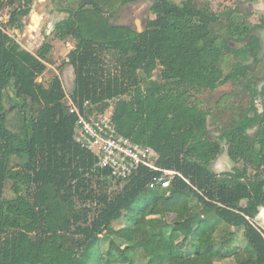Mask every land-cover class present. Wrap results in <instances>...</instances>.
Listing matches in <instances>:
<instances>
[{"label": "trees", "instance_id": "trees-1", "mask_svg": "<svg viewBox=\"0 0 264 264\" xmlns=\"http://www.w3.org/2000/svg\"><path fill=\"white\" fill-rule=\"evenodd\" d=\"M93 1L60 11L68 16L54 30L57 39L76 41L67 56L74 103L86 114L87 103L113 102L117 134L151 148L159 168L182 177L168 189L150 188L159 172L143 167L119 179L101 168L76 140L78 117L61 79L38 82L52 45L33 54L0 29V264H264V230L256 224L264 210V89L253 76L258 28L241 30L231 12L220 17L189 1L153 0L154 18L139 33L111 25L118 7L138 0ZM6 3L13 11L5 27H21L33 0ZM228 55L235 64L225 74ZM153 68L160 75L143 86L142 73ZM228 83L243 85L251 103L212 139L211 113L195 96ZM223 144L241 166L218 174L212 162ZM9 182L15 197L8 200ZM229 229L242 231L244 247Z\"/></svg>", "mask_w": 264, "mask_h": 264}, {"label": "rangeland", "instance_id": "rangeland-1", "mask_svg": "<svg viewBox=\"0 0 264 264\" xmlns=\"http://www.w3.org/2000/svg\"><path fill=\"white\" fill-rule=\"evenodd\" d=\"M189 3L196 5L198 9L207 8L211 13L220 17H226L227 12H231L233 16L238 15L240 24H242L241 30H246V26L249 28L256 27L257 30H261L262 14L255 6L261 0H170V2L181 6L182 4ZM80 0H33L31 10L21 18V27H11L9 24L5 25L9 21L13 8L7 5L6 0L3 5L0 4V29H4L6 33L13 39H16L24 49L33 54H37L42 45L50 43L52 45V51L48 56L47 70L38 78V82L47 87L52 78L57 76L61 79L64 87V91L67 95L66 102L68 103V97L72 98V92L74 89V74L73 68L68 62L69 53L75 49L76 41L73 38H68L61 41L55 37L54 26L56 22L62 21L67 18V14L60 13L67 9L76 10ZM83 2V1H82ZM80 2L79 5L82 3ZM152 1L141 2H129L123 5V9H117L114 22L124 26L130 27L133 30L141 29L142 32L147 26L150 19L154 18L150 8ZM145 15H148V19L144 20ZM125 23V24H124ZM226 24L228 22H225ZM247 31V30H246ZM235 45V47H239ZM235 64L234 57L228 55L221 62V68L224 73L227 74L233 65ZM252 61L250 60V63ZM160 68H153L149 73H142V78L145 84L148 79H157L160 75ZM253 76L257 79L258 87L264 83V58L260 62V65L254 67ZM264 89L262 86L261 91ZM196 104L200 105L204 110L211 113L209 119V134L212 139L217 137L224 131L230 128L240 116L241 110L247 109L251 103V97L245 91L244 86H237L232 83H228L222 87L217 88L214 92L203 91L195 96ZM114 103H111V107L96 109V106L90 103L86 104V115L92 118H106L109 119L112 114V107ZM259 108L263 109L264 101L258 102ZM93 110L91 114L90 111ZM19 118L16 113H13L9 117V126L14 129L15 124H19ZM255 131H251L253 134ZM241 164L237 165L228 156V147L223 144L222 152L212 162L213 170L218 173L232 172ZM5 199H12L15 197L11 183H7L4 191ZM256 224L264 230V210L256 219ZM124 225L121 221L115 225V228H120ZM237 234L238 240L236 245L240 248L245 246L244 238L241 230L229 229ZM108 244V243H107ZM106 250V248H105ZM216 264H234L233 260L217 261Z\"/></svg>", "mask_w": 264, "mask_h": 264}, {"label": "built area", "instance_id": "built-area-1", "mask_svg": "<svg viewBox=\"0 0 264 264\" xmlns=\"http://www.w3.org/2000/svg\"><path fill=\"white\" fill-rule=\"evenodd\" d=\"M71 114L78 117L76 140L93 152L101 168L109 169L112 176L127 179L141 168L159 172L150 182V188L168 189L176 176L175 171L157 166V155L151 148L142 147L117 134L110 119L90 118L81 113L73 99L68 97Z\"/></svg>", "mask_w": 264, "mask_h": 264}, {"label": "water", "instance_id": "water-1", "mask_svg": "<svg viewBox=\"0 0 264 264\" xmlns=\"http://www.w3.org/2000/svg\"><path fill=\"white\" fill-rule=\"evenodd\" d=\"M94 4V1L93 0H83V2L80 4V8H83L87 5H93ZM111 25L113 27H117V26H124L123 24H118L116 22H114L113 20H111ZM139 33H142V30L141 29H138L137 30ZM257 35L259 36L260 38V41H261V51L258 55V60L259 61H262L263 58H264V29L263 30H260ZM13 40H16V39H13ZM257 66V64H255V67ZM262 86H264V83L261 84L259 90H261Z\"/></svg>", "mask_w": 264, "mask_h": 264}, {"label": "flooded vegetation", "instance_id": "flooded-vegetation-1", "mask_svg": "<svg viewBox=\"0 0 264 264\" xmlns=\"http://www.w3.org/2000/svg\"><path fill=\"white\" fill-rule=\"evenodd\" d=\"M83 0H80V2H82ZM142 0H138V1H134V3L135 2H141ZM143 1H149V2H151L152 1V5H151V8H152V6H153V0H143ZM79 2V3H80ZM78 3V4H79ZM172 4H174L173 2H172ZM126 5V4H125ZM174 5H176V4H174ZM80 6V5H79ZM177 6H179V5H177ZM182 6H184V4H182L181 5V7ZM256 8H258L259 10H260V12H261V14H262V24H263V26H262V28H261V30H263L264 29V0H261L260 2H258V4L255 6ZM151 8H150V11H151ZM119 9H123L122 8V6H120V7H118V10ZM151 13H152V11H151ZM153 14V13H152ZM146 19H148V15H145V17H144V20L143 21H145ZM60 22V21H59ZM58 22H56L55 23V26H56V24H57ZM121 24H123V23H121ZM125 24V23H124ZM55 26H54V30H55ZM260 30H257L256 31V34L259 32Z\"/></svg>", "mask_w": 264, "mask_h": 264}]
</instances>
